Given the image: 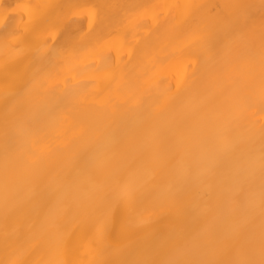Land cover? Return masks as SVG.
<instances>
[{
  "label": "bare ground",
  "instance_id": "6f19581e",
  "mask_svg": "<svg viewBox=\"0 0 264 264\" xmlns=\"http://www.w3.org/2000/svg\"><path fill=\"white\" fill-rule=\"evenodd\" d=\"M0 264H264V0H0Z\"/></svg>",
  "mask_w": 264,
  "mask_h": 264
}]
</instances>
